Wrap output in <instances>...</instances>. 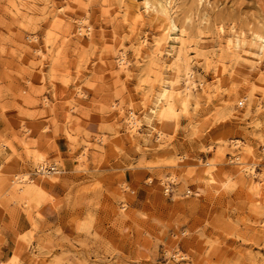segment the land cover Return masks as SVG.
I'll list each match as a JSON object with an SVG mask.
<instances>
[{"label": "clouds", "instance_id": "9594fccd", "mask_svg": "<svg viewBox=\"0 0 264 264\" xmlns=\"http://www.w3.org/2000/svg\"><path fill=\"white\" fill-rule=\"evenodd\" d=\"M0 264H264V0H0Z\"/></svg>", "mask_w": 264, "mask_h": 264}]
</instances>
